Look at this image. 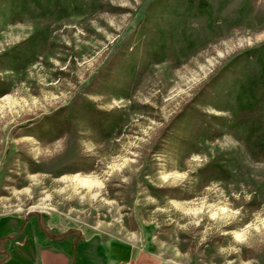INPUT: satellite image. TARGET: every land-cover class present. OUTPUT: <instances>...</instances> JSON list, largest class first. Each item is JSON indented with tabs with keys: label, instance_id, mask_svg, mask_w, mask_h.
I'll return each mask as SVG.
<instances>
[{
	"label": "rangeland",
	"instance_id": "374dc122",
	"mask_svg": "<svg viewBox=\"0 0 264 264\" xmlns=\"http://www.w3.org/2000/svg\"><path fill=\"white\" fill-rule=\"evenodd\" d=\"M202 1L0 0V264H264L250 79L223 71L264 0ZM70 229L72 259L45 238Z\"/></svg>",
	"mask_w": 264,
	"mask_h": 264
},
{
	"label": "trees",
	"instance_id": "16d2710c",
	"mask_svg": "<svg viewBox=\"0 0 264 264\" xmlns=\"http://www.w3.org/2000/svg\"><path fill=\"white\" fill-rule=\"evenodd\" d=\"M187 5L196 7L201 12H210L208 9V3L202 0H178ZM236 67L240 70V74H247L250 79V91L251 96L247 99V102H240L239 110L233 114L234 124H242L250 126L254 138L256 139L257 150L264 154V43L251 47L239 53L234 57L228 65L223 68V71L234 69ZM221 71V72H223ZM219 77V76H218ZM212 80V78L210 79ZM209 80V81H210ZM209 81L206 83L208 84ZM2 95V93L0 94ZM239 102V101H238ZM189 109L193 110L196 120L206 129L209 136H217L220 134V130L216 129L215 125H211L209 121H205V113L200 111L193 103L190 104ZM84 109L88 113L91 120L95 123L96 127H100L103 122V112L99 109L92 107L90 104L85 103ZM182 117L181 115H179ZM254 157H259L258 154L253 153ZM82 235H78L76 232H70L58 237L45 236L47 240L56 239L64 240L69 239L71 242V248L69 250V258L72 259L73 242L77 238L78 241L82 238ZM7 244L10 239L7 238ZM15 244V243H13Z\"/></svg>",
	"mask_w": 264,
	"mask_h": 264
},
{
	"label": "water",
	"instance_id": "95a60500",
	"mask_svg": "<svg viewBox=\"0 0 264 264\" xmlns=\"http://www.w3.org/2000/svg\"><path fill=\"white\" fill-rule=\"evenodd\" d=\"M28 217V215L27 216H25L24 218L26 219ZM73 231H75V229H70L69 231H67V232H73ZM66 233V231L65 232H63V233H59V234H52V235H50V236H52V237H58V236H62V235H64ZM79 235V234H78ZM76 240H77V238L75 239V242H74V246L76 245ZM74 256V255H73ZM71 264H74V257H73V259H72V261H71Z\"/></svg>",
	"mask_w": 264,
	"mask_h": 264
},
{
	"label": "crops",
	"instance_id": "0c3cea01",
	"mask_svg": "<svg viewBox=\"0 0 264 264\" xmlns=\"http://www.w3.org/2000/svg\"><path fill=\"white\" fill-rule=\"evenodd\" d=\"M82 236H83V235H82ZM92 255H94V254L91 253V256H92ZM132 256H133V249L130 248V250H129V254L124 258L123 261H120V262H118V263H119V264H122V263H124V262L130 261V260L132 259Z\"/></svg>",
	"mask_w": 264,
	"mask_h": 264
}]
</instances>
